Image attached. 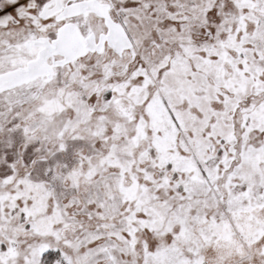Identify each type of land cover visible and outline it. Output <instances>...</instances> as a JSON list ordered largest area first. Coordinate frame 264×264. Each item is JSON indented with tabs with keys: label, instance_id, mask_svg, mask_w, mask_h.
<instances>
[{
	"label": "snow or ice",
	"instance_id": "obj_1",
	"mask_svg": "<svg viewBox=\"0 0 264 264\" xmlns=\"http://www.w3.org/2000/svg\"><path fill=\"white\" fill-rule=\"evenodd\" d=\"M0 264H264V0H0Z\"/></svg>",
	"mask_w": 264,
	"mask_h": 264
}]
</instances>
